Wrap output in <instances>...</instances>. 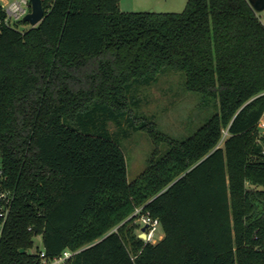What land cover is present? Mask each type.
<instances>
[{
	"label": "trees",
	"instance_id": "trees-1",
	"mask_svg": "<svg viewBox=\"0 0 264 264\" xmlns=\"http://www.w3.org/2000/svg\"><path fill=\"white\" fill-rule=\"evenodd\" d=\"M120 1L42 0L26 31L0 2V264H37L38 236L48 259L80 250L68 264H264L260 14L248 0H188L180 13ZM167 70L218 110L187 140L135 109ZM125 129L167 147L133 182ZM142 214L159 220L155 244L138 233Z\"/></svg>",
	"mask_w": 264,
	"mask_h": 264
},
{
	"label": "rangeland",
	"instance_id": "rangeland-1",
	"mask_svg": "<svg viewBox=\"0 0 264 264\" xmlns=\"http://www.w3.org/2000/svg\"><path fill=\"white\" fill-rule=\"evenodd\" d=\"M177 2L178 0H121L120 9L124 12L180 13L186 6L179 7ZM12 24L20 31L31 28V25L24 21H13ZM185 81L184 73L167 70L159 76L155 84L140 89V103L138 108H135L141 115L150 119L159 132L178 141L193 137L218 112L213 103L204 105L200 94L188 91ZM226 136L225 132L219 146H223ZM119 138L126 158L129 182L135 181L146 171L148 161L156 148L161 152L167 150L165 144H156L144 130L125 129ZM138 233L141 235L142 231L139 230ZM163 236V231L159 228L156 241ZM37 248L42 249L41 236L36 237L33 251Z\"/></svg>",
	"mask_w": 264,
	"mask_h": 264
},
{
	"label": "built area",
	"instance_id": "built-area-1",
	"mask_svg": "<svg viewBox=\"0 0 264 264\" xmlns=\"http://www.w3.org/2000/svg\"><path fill=\"white\" fill-rule=\"evenodd\" d=\"M1 5L6 13V24L13 26V21H20L29 13V1L28 0H0ZM264 95V92L263 94ZM260 133L264 136V112L259 122ZM0 199H8L7 194L0 193ZM9 203V200H8ZM140 213V209L136 210V215ZM0 217H6V214H0ZM140 223L142 227L147 226L145 232L141 233L145 235L144 241L146 243L155 244L157 238V232L160 228L158 219H153L149 214H142L140 216ZM2 230L0 229V239ZM38 258L37 264H68L70 260L80 252V250H64L59 256L53 259H48L44 249L35 250Z\"/></svg>",
	"mask_w": 264,
	"mask_h": 264
},
{
	"label": "water",
	"instance_id": "water-1",
	"mask_svg": "<svg viewBox=\"0 0 264 264\" xmlns=\"http://www.w3.org/2000/svg\"><path fill=\"white\" fill-rule=\"evenodd\" d=\"M31 6V11L23 18V21L29 23L31 27L38 26L45 15L42 0H28ZM254 10L258 13L264 11V0H248ZM147 226L141 229L142 233L145 232ZM140 237L144 240L145 235L141 234ZM24 251V250H22Z\"/></svg>",
	"mask_w": 264,
	"mask_h": 264
},
{
	"label": "crops",
	"instance_id": "crops-1",
	"mask_svg": "<svg viewBox=\"0 0 264 264\" xmlns=\"http://www.w3.org/2000/svg\"><path fill=\"white\" fill-rule=\"evenodd\" d=\"M187 1H188V0H178V2H177V6H179V7L186 6ZM259 14H260L261 20H262L263 23H264V11L261 12V13H259Z\"/></svg>",
	"mask_w": 264,
	"mask_h": 264
}]
</instances>
